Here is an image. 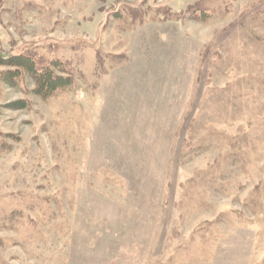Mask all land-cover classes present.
<instances>
[{
  "label": "rangeland",
  "instance_id": "374dc122",
  "mask_svg": "<svg viewBox=\"0 0 264 264\" xmlns=\"http://www.w3.org/2000/svg\"><path fill=\"white\" fill-rule=\"evenodd\" d=\"M0 54L73 80L0 65V264H264V0H0Z\"/></svg>",
  "mask_w": 264,
  "mask_h": 264
},
{
  "label": "trees",
  "instance_id": "16d2710c",
  "mask_svg": "<svg viewBox=\"0 0 264 264\" xmlns=\"http://www.w3.org/2000/svg\"><path fill=\"white\" fill-rule=\"evenodd\" d=\"M62 63L56 61L52 66L39 70L33 58L25 54H0V65L5 70L1 79L11 87L17 86L24 75L30 76L34 83V94L43 99L53 96L56 92L70 88L73 80L70 76H63L55 72ZM63 71V70H62ZM22 102L15 103V105Z\"/></svg>",
  "mask_w": 264,
  "mask_h": 264
}]
</instances>
